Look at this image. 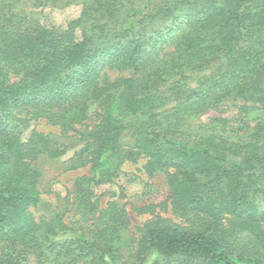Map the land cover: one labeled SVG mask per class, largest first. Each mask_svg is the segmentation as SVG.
<instances>
[{"label":"trees","instance_id":"16d2710c","mask_svg":"<svg viewBox=\"0 0 264 264\" xmlns=\"http://www.w3.org/2000/svg\"><path fill=\"white\" fill-rule=\"evenodd\" d=\"M74 4L65 26L38 16ZM40 119L65 139L25 137ZM75 147L80 218H38L40 160ZM140 158L180 220L136 237L96 188ZM0 243V264H264V0H0Z\"/></svg>","mask_w":264,"mask_h":264},{"label":"rangeland","instance_id":"374dc122","mask_svg":"<svg viewBox=\"0 0 264 264\" xmlns=\"http://www.w3.org/2000/svg\"><path fill=\"white\" fill-rule=\"evenodd\" d=\"M37 12L45 24L50 26H65L68 20L80 14L81 5L74 4L65 8H38ZM103 72L107 73L112 79L130 75L129 71L120 69L104 68ZM236 112V108L209 111L201 119L206 121L208 118L216 115L232 117ZM33 130L56 135L57 139H65V136L61 137L60 128L50 124L46 119L34 120L26 131L25 137H28ZM77 148L79 147L70 149L66 155L56 161H50L46 157L40 160L39 164L44 171L40 183L44 202L35 212L38 218L57 212L62 213L65 219L72 220L73 222L80 218L81 213L69 204V198L73 195V186L77 178L86 174L87 169L65 171L63 164ZM144 163L145 160L141 158L136 161L127 162L117 178L96 188V192L100 196V207H105L111 200H117L126 206L130 220L127 230L129 236H139V228L143 223L158 214L180 220L171 210H167L163 206L168 193L167 185L163 178L160 176L149 177L144 172ZM148 207L152 208V210H144ZM91 222L92 220H88L87 225L91 224Z\"/></svg>","mask_w":264,"mask_h":264}]
</instances>
